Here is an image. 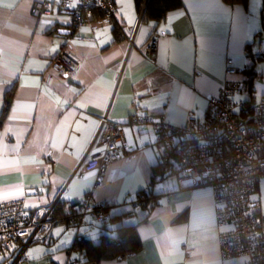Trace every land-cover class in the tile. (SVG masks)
Listing matches in <instances>:
<instances>
[{
    "label": "crops",
    "instance_id": "crops-1",
    "mask_svg": "<svg viewBox=\"0 0 264 264\" xmlns=\"http://www.w3.org/2000/svg\"><path fill=\"white\" fill-rule=\"evenodd\" d=\"M35 1L0 0V202L20 198L33 209L58 200L77 211L89 197L118 218L97 236L108 225L137 224L141 249L99 264H221L219 239L230 225L217 223L213 187L180 174L175 156L161 166L154 124L179 129L189 118L205 121L210 98L225 81L246 79L250 67L254 99L264 98V0H181L182 8L163 21L139 25L134 0L123 7L116 0L118 40L116 23L73 29L67 16H35ZM58 22L59 30L73 33H51ZM151 39L157 44L149 57ZM63 50L79 62L75 74L50 69ZM241 94L232 100L245 102ZM7 95L12 100L3 118ZM104 116L122 131L126 146L116 177L95 187L96 172L83 173L80 164ZM101 150L93 146L89 154ZM144 189L153 202L134 212L132 201ZM84 216L76 226L57 224L65 230L59 235L54 226L17 264H66L77 257L69 248L78 235L99 243L88 228L96 224Z\"/></svg>",
    "mask_w": 264,
    "mask_h": 264
},
{
    "label": "built area",
    "instance_id": "built-area-1",
    "mask_svg": "<svg viewBox=\"0 0 264 264\" xmlns=\"http://www.w3.org/2000/svg\"><path fill=\"white\" fill-rule=\"evenodd\" d=\"M115 1L36 0L32 12L37 17L65 14L66 25L78 28L83 24L110 22L115 13ZM101 13L105 16L97 17ZM143 14L144 6L138 22ZM156 44L155 39L147 43L145 52L149 57L155 55ZM78 68L79 62L64 50L50 61V69L66 75L75 74ZM227 72L235 74L236 70L228 67ZM242 86V80L225 81L218 94L208 101L207 118L203 122L189 118L179 129L156 122L154 132L158 144L155 150L164 162L169 152L173 154L180 174L212 185L218 205L217 223L230 225L219 239L221 264H264V212H257L258 204L253 198L257 183L264 179V98L253 105L252 116L240 118L239 111L246 114L248 110L244 102H234L232 97L242 92ZM177 136L182 141L179 145L174 144ZM93 146L102 150L89 154ZM125 146L122 131L104 116L80 164L83 173L96 172L95 187L116 177L115 164L125 152ZM52 207H42L28 214L22 201L0 203V255L17 247V242H23L14 262L17 264L33 242L48 237L55 222L50 216ZM92 207L87 197L75 212H81L82 217L88 213L99 222L110 217L109 210ZM243 255L246 259L240 260ZM66 264L98 263L70 259Z\"/></svg>",
    "mask_w": 264,
    "mask_h": 264
},
{
    "label": "trees",
    "instance_id": "trees-1",
    "mask_svg": "<svg viewBox=\"0 0 264 264\" xmlns=\"http://www.w3.org/2000/svg\"><path fill=\"white\" fill-rule=\"evenodd\" d=\"M235 1H238L239 3H242V4H245L247 2V0H235ZM134 2H135V5H136L139 12H140L142 6L144 5V3H146L145 9H144V14H143V17L141 19L142 23H148V22L158 23V22H161L164 19H166V17L169 14L174 13V12H176L182 8V1L181 0H134ZM104 16H105V13H101L97 17H104ZM112 22L116 23L115 27L113 29L114 30L113 33L116 36V40H118L120 38V30H122V27L120 24L115 22V20H112ZM61 26L62 25L59 24V22L55 23L53 25V27L50 29V31H52L51 33L59 30V28ZM71 28H73V27H71ZM73 29H76V28H73ZM244 74L246 76L245 77L246 79L242 80L243 85H244V86H242V92L248 96L247 100L244 102L245 108L248 111L246 114H243V111H239L238 116L240 118H243V117L247 118L249 116H252V114H253L252 107L256 103V100L254 99V91H253V85H252V82L254 80L253 76L256 74V72L253 70L252 67H250L244 71ZM241 93H239V94H241ZM11 100H12V97L7 95L6 99H5V110L3 113V118H5V116L7 114V110L9 108L10 103H11ZM181 143H182V141L180 140L177 143V145H179ZM174 144H175V141H174ZM167 158H168V160L166 161L167 163L165 166H169L171 164L172 160L170 158H173V154H171L169 152V156ZM163 163H165V162L161 161V166L164 165ZM157 169L158 168L154 169V172H153L154 176H156L159 172V170H157ZM152 179L154 180L155 178L153 177ZM260 182H261V180L259 181V184L257 183V187L253 193V196H254V194H256L257 192L260 191ZM151 197H154V194L150 193V189L149 190L144 189L141 192H139V194H137L135 199L132 201V205L135 208L134 212L136 211L137 208L148 209L150 206V203L153 202ZM13 201H22L23 205H24V200H22L20 198L14 199V200L2 201V202H13ZM2 202H0V203H2ZM53 203H51V204H53ZM78 204H81V203L79 202ZM256 205L257 204L255 203V206ZM24 207H25V205H24ZM43 207H47V206H43ZM40 208H42V206H38V207H35L33 209H26L25 213L33 214V212L35 210L40 209ZM92 208H94V209L102 208L105 210H109V206H104V205L93 206ZM79 210H80V208H79ZM257 212L261 213L263 211L261 208H258ZM51 218L55 220L52 228L54 226H56L57 224H62V223L65 225L76 226V225H79V223H81V221H82V217H80L79 213H76L74 211V206L68 207V206H66L65 203L60 202V201H58L56 203V205L54 206L52 214H51ZM116 219H118V218H116ZM116 219L109 217L108 219H106L105 221L102 222L100 228H105L109 221L116 223L117 222ZM136 225L135 224L123 225V226L118 227L115 230L116 231V236L114 235L116 238L115 241H112V239H113L112 237H114V236H111V235L105 234V233H102L99 236V243H94L89 237H86L83 235H78L76 237V240L74 241L73 245L69 248V250H71L73 253H76L77 257L75 259H77V260H80L83 262H94L95 261L98 264L104 260L114 259L115 257H117L121 253L137 252L141 249V242H140V239H139L138 234H137V229H136L137 226ZM50 234H51V232H50ZM43 240L44 239H40V240H36V241L44 243L45 241H43ZM33 243H35V242H33ZM17 244H18V245H16L17 247H15L14 249L7 251L6 254H1L2 256L5 255V257H4V258H6L5 261L6 262L8 261L9 264H14L15 260L18 258L19 254L21 252V247L23 246V242H20V243L17 242ZM22 258L23 257H21L19 262L22 260Z\"/></svg>",
    "mask_w": 264,
    "mask_h": 264
},
{
    "label": "rangeland",
    "instance_id": "rangeland-1",
    "mask_svg": "<svg viewBox=\"0 0 264 264\" xmlns=\"http://www.w3.org/2000/svg\"><path fill=\"white\" fill-rule=\"evenodd\" d=\"M56 16H64V17H66L67 15L62 14V13H56ZM112 20L117 21L116 20V1H115V13H114V16H113ZM112 20L110 22H108V23H105V24L113 23ZM137 21H138V16H137ZM141 23L142 22H138V25L141 24ZM240 97L241 98H244V95L241 94ZM254 199L256 201H258V200L260 201V204L258 205V208H261L262 211L264 212V179H261V182H260V191L256 193ZM85 217H86V223L96 224L94 226L91 225V226L88 227V228H92L93 229V231L91 232L92 237H95V234L94 233H96V237H99L100 234L98 236H97V234L100 231L101 223L99 221H96L91 216H84V218ZM60 227L63 228L62 226H56L54 228V230L56 231L57 229H60ZM102 233H105V234H109L111 236H114L115 235V229L114 228L112 229V226L111 225H108V229L102 230ZM98 240H99V238H98ZM4 257H5V255H3V256L1 255L0 256V264H9L8 261L7 262L5 261L6 258H4Z\"/></svg>",
    "mask_w": 264,
    "mask_h": 264
},
{
    "label": "snow or ice",
    "instance_id": "snow-or-ice-1",
    "mask_svg": "<svg viewBox=\"0 0 264 264\" xmlns=\"http://www.w3.org/2000/svg\"><path fill=\"white\" fill-rule=\"evenodd\" d=\"M117 2L118 3H120L121 5H122V7H123V5H124V0H117ZM128 7L130 8L131 7V5H130V3L128 4ZM121 15L122 16H124V18L126 19V20H128V21H131L132 20V17L129 15V14H127L126 12H124V11H122L121 12ZM43 23H46V21H44ZM169 23H171V21H169ZM82 31H87V29H82ZM105 31H107V30H105ZM73 43H76L75 41L73 42ZM58 45H56V46H54L52 49H51V51H53V52H55V51H57L58 50ZM37 84H38V82H37ZM74 91V90H73ZM58 103H59V101H57ZM63 231H65V230H63V229H57L56 230V234L57 235H59L61 232H63ZM19 235H23V233H18ZM13 248H14V245L12 246ZM37 251H41L40 249H37ZM26 255H28L29 257H31L32 256V252L30 251L28 254H26Z\"/></svg>",
    "mask_w": 264,
    "mask_h": 264
},
{
    "label": "water",
    "instance_id": "water-1",
    "mask_svg": "<svg viewBox=\"0 0 264 264\" xmlns=\"http://www.w3.org/2000/svg\"><path fill=\"white\" fill-rule=\"evenodd\" d=\"M59 33L62 35H70L73 33V30L61 29L59 30Z\"/></svg>",
    "mask_w": 264,
    "mask_h": 264
},
{
    "label": "bare ground",
    "instance_id": "bare-ground-1",
    "mask_svg": "<svg viewBox=\"0 0 264 264\" xmlns=\"http://www.w3.org/2000/svg\"><path fill=\"white\" fill-rule=\"evenodd\" d=\"M57 202H58V200H55V202H54L53 204L49 205V206H53V207H52V210H51V212H50V216H51L52 211H53V208H54V206L56 205ZM79 215H80V217H82L81 212L79 213ZM46 238H47V237H46ZM46 238H45V239H46ZM119 255H120V254H119Z\"/></svg>",
    "mask_w": 264,
    "mask_h": 264
}]
</instances>
